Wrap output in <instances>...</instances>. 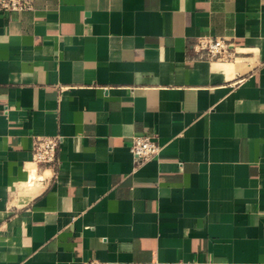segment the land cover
I'll return each mask as SVG.
<instances>
[{
  "label": "crops",
  "instance_id": "1",
  "mask_svg": "<svg viewBox=\"0 0 264 264\" xmlns=\"http://www.w3.org/2000/svg\"><path fill=\"white\" fill-rule=\"evenodd\" d=\"M200 36L232 41L234 61L195 52ZM143 134L160 152L135 162ZM91 258L264 264V0L0 12V264Z\"/></svg>",
  "mask_w": 264,
  "mask_h": 264
},
{
  "label": "built area",
  "instance_id": "2",
  "mask_svg": "<svg viewBox=\"0 0 264 264\" xmlns=\"http://www.w3.org/2000/svg\"><path fill=\"white\" fill-rule=\"evenodd\" d=\"M34 0H0V12H24L33 9ZM193 49L202 53L205 59L212 62H232L235 59V48L232 41L225 38H213L200 36L196 39ZM61 142L60 136H48L35 138L30 153L31 161L40 167L51 166L55 160ZM130 152L135 162H145L159 155L160 147L155 137L148 134L131 137ZM82 264H106L100 260L91 258ZM192 264V263H184ZM206 264H218L207 262Z\"/></svg>",
  "mask_w": 264,
  "mask_h": 264
}]
</instances>
